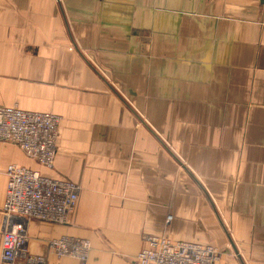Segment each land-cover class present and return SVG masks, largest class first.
Returning a JSON list of instances; mask_svg holds the SVG:
<instances>
[{
  "label": "crops",
  "instance_id": "0c3cea01",
  "mask_svg": "<svg viewBox=\"0 0 264 264\" xmlns=\"http://www.w3.org/2000/svg\"><path fill=\"white\" fill-rule=\"evenodd\" d=\"M0 105L60 117L51 168L0 140V254L17 163L81 186L68 222L28 223L45 264H137L146 235L264 264V2L0 0Z\"/></svg>",
  "mask_w": 264,
  "mask_h": 264
},
{
  "label": "built area",
  "instance_id": "2783aa9c",
  "mask_svg": "<svg viewBox=\"0 0 264 264\" xmlns=\"http://www.w3.org/2000/svg\"><path fill=\"white\" fill-rule=\"evenodd\" d=\"M59 115L0 105V140L15 143L23 153L44 168L53 165ZM3 232L0 264H45L44 255L28 250V223L33 220L66 223L75 211L81 186L56 179L29 167L11 163L5 170ZM171 216L168 215V223ZM145 246L135 255L137 264H218L220 252L212 245L146 235ZM57 257L88 260L87 238L60 235L46 241Z\"/></svg>",
  "mask_w": 264,
  "mask_h": 264
},
{
  "label": "rangeland",
  "instance_id": "374dc122",
  "mask_svg": "<svg viewBox=\"0 0 264 264\" xmlns=\"http://www.w3.org/2000/svg\"><path fill=\"white\" fill-rule=\"evenodd\" d=\"M199 188V187H198ZM197 188V190H198V192H200V194H201V197H204L205 198V200H210V201H212V205H215L214 207H216V203L213 201V199H212V197H211V195L210 194H208L207 193V195H204V193L200 190V189H198ZM214 210V209H213ZM216 212H217V214L219 215V212H218V209H216ZM227 231V233H228V229H227V227L225 226V232ZM224 232V233H225ZM224 235H226V234H224ZM227 238V237H226ZM219 248H218V250H219V252H220V256H222V255H224V256H226V257H228L229 259H231V260H233V261H235L236 260V255H235V253H234V251H233V249H232V246H231V243L229 242V240L228 239H224V241L222 242V244L221 245H217ZM223 256V257H224ZM221 259H220V257H219V260H218V263H219V261H220ZM237 261V260H236ZM136 262V261H135ZM220 264H222V262H220Z\"/></svg>",
  "mask_w": 264,
  "mask_h": 264
},
{
  "label": "water",
  "instance_id": "95a60500",
  "mask_svg": "<svg viewBox=\"0 0 264 264\" xmlns=\"http://www.w3.org/2000/svg\"><path fill=\"white\" fill-rule=\"evenodd\" d=\"M261 2H264V0H260Z\"/></svg>",
  "mask_w": 264,
  "mask_h": 264
},
{
  "label": "bare ground",
  "instance_id": "6f19581e",
  "mask_svg": "<svg viewBox=\"0 0 264 264\" xmlns=\"http://www.w3.org/2000/svg\"><path fill=\"white\" fill-rule=\"evenodd\" d=\"M216 248V247H215ZM219 251V250H218ZM220 257V256H219ZM219 264V263H218Z\"/></svg>",
  "mask_w": 264,
  "mask_h": 264
}]
</instances>
